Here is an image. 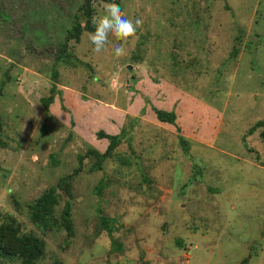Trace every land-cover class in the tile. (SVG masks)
Wrapping results in <instances>:
<instances>
[{
  "label": "rangeland",
  "instance_id": "374dc122",
  "mask_svg": "<svg viewBox=\"0 0 264 264\" xmlns=\"http://www.w3.org/2000/svg\"><path fill=\"white\" fill-rule=\"evenodd\" d=\"M84 5L0 0V225L44 241L35 264H264V0H120L143 20L134 37L96 54L84 30L58 60ZM100 131L132 147L124 138L93 171ZM51 187L56 219L72 204L73 236L30 218Z\"/></svg>",
  "mask_w": 264,
  "mask_h": 264
},
{
  "label": "trees",
  "instance_id": "16d2710c",
  "mask_svg": "<svg viewBox=\"0 0 264 264\" xmlns=\"http://www.w3.org/2000/svg\"><path fill=\"white\" fill-rule=\"evenodd\" d=\"M95 0H85V5L81 7L83 15L87 18L86 24H82L80 21V16L73 18L71 26L67 30V34L64 42L61 44L59 49L58 60L66 58L70 59V54L68 53V43L70 40H75L79 42L84 30L90 32L94 31V26L91 23L93 16L92 2ZM111 2L113 0H104ZM117 4L120 5V0H115ZM237 49H234V55L237 54ZM56 76V74H55ZM57 87L53 84L51 89V95L42 99L45 106L46 117L50 116V105L54 102L55 91ZM1 91V88H0ZM157 118L162 122H167L171 124H176L177 113L174 110H166L154 108ZM261 131V136L264 138V124ZM256 129V126L250 128L249 133H252ZM99 138H107L109 140V145L105 152H100L95 148H91L88 151V156H95L97 161L91 167V170H99L102 168V163L108 158L114 155L115 149L121 143V141L126 138L130 147H132L131 140L126 137L125 133L121 132L119 134H109L104 131H100L98 134ZM179 142L183 146L186 153L189 152L190 146L189 141L182 135L178 134ZM0 144H3L0 141ZM196 170H200L198 166H195ZM103 187L101 183L98 187L99 190ZM101 192V191H100ZM59 203V196L56 187H51L45 191L41 196H39L33 203L30 204V218L31 220L44 228L52 227H64L69 236L74 234V224L72 218V204L67 201L64 209L62 211L61 219H56L55 211L56 206ZM104 224L110 229L109 219L102 217ZM8 224L0 225V259L13 258L18 256L23 264H35L45 255V243L44 241L33 233H24L18 235L19 229L13 226V221H7ZM15 235V236H14ZM18 235V236H17ZM14 237L16 240H14Z\"/></svg>",
  "mask_w": 264,
  "mask_h": 264
},
{
  "label": "clouds",
  "instance_id": "9594fccd",
  "mask_svg": "<svg viewBox=\"0 0 264 264\" xmlns=\"http://www.w3.org/2000/svg\"><path fill=\"white\" fill-rule=\"evenodd\" d=\"M91 23L94 31L89 33L88 39L93 46V52L99 54L111 42L110 37L118 41H127L130 37H134L143 20L129 18L119 4L108 3L104 5V15L99 18L93 17ZM113 49L116 57L127 55V49L122 43L114 44Z\"/></svg>",
  "mask_w": 264,
  "mask_h": 264
}]
</instances>
